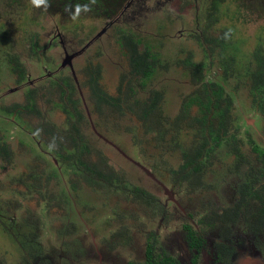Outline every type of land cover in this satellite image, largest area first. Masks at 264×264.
Listing matches in <instances>:
<instances>
[{"label":"rangeland","instance_id":"obj_1","mask_svg":"<svg viewBox=\"0 0 264 264\" xmlns=\"http://www.w3.org/2000/svg\"><path fill=\"white\" fill-rule=\"evenodd\" d=\"M121 32L132 33L139 50L150 49L160 58V67L144 84L129 75ZM222 34L223 45L209 53L204 38ZM258 48L264 55V3L258 0H126L112 18L49 12L30 0H0V143L7 144V152L0 154V264H143L148 234L156 237V251L164 250L180 264H264V235L234 227V247L217 259L221 230L199 221L237 199L248 164L256 165L250 142L264 149V119L250 103L247 79ZM189 54L205 63L207 79L221 81L228 65L225 86L234 98V124L248 159L236 168L234 155L221 146L203 186L194 189L171 178L181 156L178 147L166 143L169 134L162 142L145 133L130 112L96 111L82 72L87 62L99 63L101 85L112 95L124 74L122 89L129 103L160 90L162 111L172 118L194 88L182 65ZM13 57L24 67L21 79ZM65 75L75 83L88 144L128 183L153 194L157 207L81 181L73 187L70 174L42 146L37 129L42 120L64 126L63 112L48 100L54 99L50 83ZM40 85V118L5 111L22 103L28 88ZM192 138L193 130L179 134L184 145ZM53 169L58 175L50 178ZM39 177L44 179L41 193L33 189ZM186 225L206 239L199 251L189 247Z\"/></svg>","mask_w":264,"mask_h":264},{"label":"trees","instance_id":"obj_2","mask_svg":"<svg viewBox=\"0 0 264 264\" xmlns=\"http://www.w3.org/2000/svg\"><path fill=\"white\" fill-rule=\"evenodd\" d=\"M16 1V0H14ZM20 1V0H19ZM126 0H48L49 12L73 14L74 12L90 14L96 17L112 18ZM264 3V0H258ZM43 8V7H40ZM71 8L70 13L66 9ZM45 9V8H44ZM225 35L204 38L209 45V53L222 46ZM120 40L125 45L129 61V75L138 78L140 84L152 77L161 62L156 52L150 49H138L139 40L130 32H121ZM233 60V58H229ZM228 60V62H229ZM13 68L18 70L19 79L23 77L24 67L13 57ZM254 68L247 72L250 103L264 119V55L260 48L254 52ZM189 71L193 90L185 95L180 103L177 114L169 118L162 111L163 94L158 89H151L146 98L132 97L128 102L127 93L123 92L121 76L116 88V94H109L101 85V67L99 63L87 62L83 69L84 86L88 90L90 102L98 112L110 111L122 114L130 112L141 123L145 133H154L159 140L178 147L181 163L176 169H171V178L184 180L191 188L203 186L204 173L209 166L215 151L221 146L234 155L235 167L242 163L248 164L246 154L242 150L241 139L238 138V128L233 119V95L226 89L225 83L229 77L228 65L223 68L221 81L207 79L205 63L194 61L191 54L182 61ZM128 82V81H127ZM54 99L48 100L52 107L58 108L64 114V126L58 128L55 124L42 120L38 126L41 131L42 146L52 153L59 161L64 171L72 177L70 182L74 187L79 181L94 188H107L128 193L136 200H141L148 206H154L156 198L142 187L128 183L124 176L116 171L107 161L104 154L93 149L87 142L83 132L86 122L76 95V86L72 79L65 75L50 83ZM43 85L28 88L22 103H12L6 106L9 114H32L41 117L36 97ZM130 89V88H129ZM132 95V94H131ZM192 109L194 112L192 113ZM182 130H193L190 143L184 145L179 141ZM2 143V144H1ZM0 143V154L7 152V144ZM251 150L255 154L256 165L248 164L243 180L238 186V197L230 206L219 212L213 211L200 218V223L209 227H221L225 237L217 243V253L227 250L224 240L231 238V226L242 222L251 233H264V149L255 141H251ZM56 169L50 171V178L58 174ZM40 180L35 178V191L41 193ZM40 184V185H39ZM161 206L158 207V209ZM185 237L189 247L199 251L206 240L190 226L186 225ZM143 264H180L178 260L159 249L156 251V237L148 234Z\"/></svg>","mask_w":264,"mask_h":264},{"label":"flooded vegetation","instance_id":"obj_3","mask_svg":"<svg viewBox=\"0 0 264 264\" xmlns=\"http://www.w3.org/2000/svg\"><path fill=\"white\" fill-rule=\"evenodd\" d=\"M219 211H216V212H219ZM239 225H242L243 228H245V230H247V228L244 226V224L242 222H239L236 225L231 226V232H230V235H231L230 237L231 238H228L227 237V239L224 240V243L227 244V250L224 251L225 253H228L229 254V252L234 247V238H233L234 233H233V228L236 227V226H239ZM207 227H209V226H207ZM209 228H211V227H209ZM216 228H219L221 230L220 231V234H219V241H220L221 240V236L223 235L225 237L226 233H225V231H222V228L221 227H214V228L212 227V229H216ZM247 232H248V234H252L254 236H259V235H262L263 236L264 235V233H251L249 230H247ZM219 241L217 243H219ZM256 241H257V244H255V246L260 247V245L258 244V240H256ZM216 247H217V244H216ZM216 251H217V248H216ZM221 255H223V253H221ZM217 258H218V253H217Z\"/></svg>","mask_w":264,"mask_h":264},{"label":"clouds","instance_id":"obj_4","mask_svg":"<svg viewBox=\"0 0 264 264\" xmlns=\"http://www.w3.org/2000/svg\"><path fill=\"white\" fill-rule=\"evenodd\" d=\"M93 2H94V0H93ZM30 3L34 7H43L45 9H47V7H49L48 0H30ZM66 10L69 11L70 13H72V11H73L71 8L66 9ZM73 19H76L75 15H73Z\"/></svg>","mask_w":264,"mask_h":264}]
</instances>
